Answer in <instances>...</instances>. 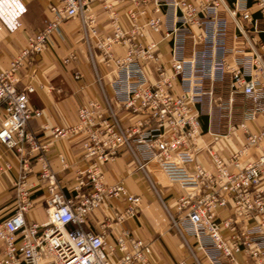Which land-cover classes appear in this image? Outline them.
<instances>
[{"label": "built area", "instance_id": "2783aa9c", "mask_svg": "<svg viewBox=\"0 0 264 264\" xmlns=\"http://www.w3.org/2000/svg\"><path fill=\"white\" fill-rule=\"evenodd\" d=\"M128 1L120 16L108 0H56L48 7L46 27L29 36L8 70L0 69V146L19 161L13 211L0 219V264H153L151 246L130 230L109 239V229L138 216L146 217L157 234L180 236L189 258L178 264H190L189 259L192 264H264V129L248 130L249 123L264 117V0ZM95 3L109 14L106 37L97 34ZM76 18L92 61L94 40L115 67L112 95L103 91L102 100L80 106L70 127L46 125L47 143L29 128L40 111L30 104L35 86L19 88L20 69L47 51L50 36L64 21ZM149 32L169 43L168 63L161 62L159 43L147 40ZM115 46L124 48L122 56H114ZM219 84L228 86L227 102L216 93ZM237 95L248 101L242 122L224 135L214 134L213 141H227L238 130L245 138L228 161L206 144L212 173L197 161L203 145L199 108L208 96L211 108L231 111ZM69 137L83 139L88 161L74 197L67 196L48 156L53 141ZM258 149V158L243 161ZM122 152L156 198L154 215L148 199L131 194L122 182L106 185L104 170ZM33 161L40 164L38 180L45 183L44 222L33 217L36 204L28 185ZM11 169L5 161L0 176ZM176 186L181 192L170 204L164 193ZM113 200L124 207L111 211L99 231L87 229L89 215ZM224 214L230 216L223 219Z\"/></svg>", "mask_w": 264, "mask_h": 264}, {"label": "crops", "instance_id": "0c3cea01", "mask_svg": "<svg viewBox=\"0 0 264 264\" xmlns=\"http://www.w3.org/2000/svg\"><path fill=\"white\" fill-rule=\"evenodd\" d=\"M56 0H0V69L8 70L19 50L27 46L28 38L31 34L43 30L51 14L48 10L50 4ZM115 11L123 16L130 7L128 0H108ZM92 16L96 22L98 36L106 37L110 34V22L108 11L103 4L95 3L92 6ZM264 28V25L261 26ZM149 42L159 43V56L161 62L168 63L170 56V45L161 40L159 34L149 32L147 35ZM92 56L88 45L81 32V22L79 18L66 20L58 32L50 36V43L46 52L36 55L20 69L21 82L20 89H24L28 84L35 86V91L30 95V104L34 109L40 111V116L33 117L29 122V128L42 141L50 142V132L45 130L48 127H70L77 123V110L80 106L92 100H102L103 91L111 96V82L115 78V67L113 63L107 62L103 53L96 47L95 41H91ZM124 48L115 46L113 54L115 57L122 56ZM71 55H75V60H69ZM69 60L65 63V60ZM155 79L154 65L149 66ZM79 77L77 79L76 77ZM216 93L222 97L223 101L228 100V86L219 84L216 86ZM238 108H235L236 120L232 126H237L243 120V112L248 106V101L241 95L236 97ZM200 106L201 125L203 131V145L197 155V161L202 163L205 168L214 172L211 161L205 154L206 144L213 146L214 149L228 161L232 150H239L242 147L245 133L242 130L231 134L226 140L218 143L213 141L214 134L224 135L227 133L225 123L219 132L213 126L211 108L208 104ZM241 105V106H240ZM233 108V107H232ZM205 109L207 112H203ZM215 110H218L215 108ZM264 129V117L259 116L253 123L248 124L249 132H256ZM222 130V131H221ZM222 133V134H221ZM83 139L80 137L62 138L53 141L49 146L48 156L51 169L57 174L68 197H74L73 187L77 184L80 173L85 170L88 161L83 156ZM264 146V142H263ZM261 150H251L243 158V161H251L261 154ZM63 157L66 167L61 163ZM9 160L12 169L0 176V219L8 217L14 207L15 183L19 178V161L13 156H9L0 146V167ZM40 164L32 162V173L28 178V185L32 187V198L35 202L33 217L38 222L46 220L45 183L38 180ZM104 181L110 186L117 182H122L126 189L135 196L148 199L152 205L153 215L159 211L158 202L150 192L147 183L142 176L135 171V165L131 161L128 153L122 152L121 155L112 163L107 165L104 170ZM264 189V179L262 182ZM90 188H83L82 193H87ZM176 186L174 190L166 191L164 195L170 204L174 203L176 193H180ZM124 204L118 200L108 201L99 210L91 213L88 217L87 229L99 231L100 225L105 218L113 212H119ZM230 214H224L223 219ZM242 224L237 225L241 229ZM121 229H128L132 235L149 244L154 253L153 264H178L183 259H188V255L183 246V241L175 232L157 234L153 230L152 224L144 216L128 219L113 231L109 229V239L114 241ZM228 234V232H225ZM239 260L245 259L238 256ZM189 263L192 261L189 259Z\"/></svg>", "mask_w": 264, "mask_h": 264}, {"label": "rangeland", "instance_id": "374dc122", "mask_svg": "<svg viewBox=\"0 0 264 264\" xmlns=\"http://www.w3.org/2000/svg\"><path fill=\"white\" fill-rule=\"evenodd\" d=\"M218 90L216 89V92ZM209 97H206V100L204 102L203 105H205V109H206V104H208L210 106V101H209ZM237 104V100L236 98L234 99V104H233V108H231V111H229V109H227L226 107L221 109V110H211V116H212V122H213V126L215 127V129L217 130L216 132H219L218 128H222V125L225 123V125H227V132L229 130V127L231 125L235 124V118H236V111L235 108H238L239 105H237L238 107H236ZM241 106V105H240ZM205 109H203V112H207ZM222 131V130H221ZM222 134V133H221Z\"/></svg>", "mask_w": 264, "mask_h": 264}, {"label": "trees", "instance_id": "16d2710c", "mask_svg": "<svg viewBox=\"0 0 264 264\" xmlns=\"http://www.w3.org/2000/svg\"><path fill=\"white\" fill-rule=\"evenodd\" d=\"M200 120H201V116H200Z\"/></svg>", "mask_w": 264, "mask_h": 264}]
</instances>
